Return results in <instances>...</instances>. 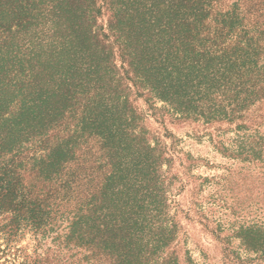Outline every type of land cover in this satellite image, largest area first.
I'll return each mask as SVG.
<instances>
[{"label": "trees", "instance_id": "1", "mask_svg": "<svg viewBox=\"0 0 264 264\" xmlns=\"http://www.w3.org/2000/svg\"><path fill=\"white\" fill-rule=\"evenodd\" d=\"M133 95L235 123L223 152L264 167V0H0V255L36 240L0 264H181ZM235 232L264 256V222Z\"/></svg>", "mask_w": 264, "mask_h": 264}, {"label": "rangeland", "instance_id": "2", "mask_svg": "<svg viewBox=\"0 0 264 264\" xmlns=\"http://www.w3.org/2000/svg\"><path fill=\"white\" fill-rule=\"evenodd\" d=\"M108 15L103 7L98 24L105 25ZM132 98L148 140L157 138L170 152L171 162L162 170H166L169 190L167 204L173 198L181 227L176 245L181 264H264V256L246 249L235 232L240 225L264 222V167L229 156L219 145L235 140V123L183 118L156 99ZM260 106L253 115H261L264 122V104ZM259 131L264 134V125ZM35 243L26 232L13 243L10 253L0 255V262L24 259ZM4 247L0 240V248ZM42 248H54L50 238Z\"/></svg>", "mask_w": 264, "mask_h": 264}]
</instances>
